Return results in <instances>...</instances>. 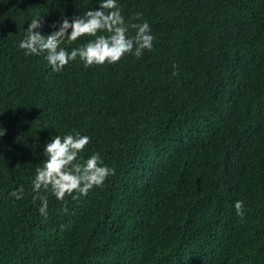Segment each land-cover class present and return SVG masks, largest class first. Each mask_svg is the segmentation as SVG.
<instances>
[{
    "label": "trees",
    "instance_id": "trees-1",
    "mask_svg": "<svg viewBox=\"0 0 264 264\" xmlns=\"http://www.w3.org/2000/svg\"><path fill=\"white\" fill-rule=\"evenodd\" d=\"M100 3L0 0V264H264V0H118L155 37L139 59L56 72L20 49L34 17L49 35ZM74 132L114 174L42 189V215L35 170Z\"/></svg>",
    "mask_w": 264,
    "mask_h": 264
},
{
    "label": "clouds",
    "instance_id": "clouds-1",
    "mask_svg": "<svg viewBox=\"0 0 264 264\" xmlns=\"http://www.w3.org/2000/svg\"><path fill=\"white\" fill-rule=\"evenodd\" d=\"M141 15L137 13L133 19H140ZM43 22V16L31 20L19 47L24 50L26 56L46 53V60L56 72L77 58L86 67L116 63L126 54H133L139 59L145 50H152L155 39L147 21L132 25L137 29L136 35L128 36V24L118 0H101L100 10L87 11L82 17L74 16L71 22L62 17L59 30L49 35H42L38 31L43 27ZM85 35L94 39L83 46L72 48L70 52L62 47L65 42L71 44ZM5 134L6 130L0 128V136ZM89 143L90 137L74 132L64 136L56 135L46 144V159L41 167L36 168L32 181V190L37 193L33 201L42 200L43 205L39 209L42 215L47 214L48 208L47 198L39 195L42 189L47 191L51 188L55 197L62 201L66 195L71 196L74 192L86 195L92 187L102 186L104 181L114 174L113 169L103 164L99 153L81 161L80 153ZM11 195L17 199L22 198L23 187ZM77 198L73 196V199ZM234 207L236 214L243 217V202L236 201Z\"/></svg>",
    "mask_w": 264,
    "mask_h": 264
}]
</instances>
